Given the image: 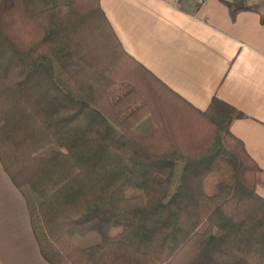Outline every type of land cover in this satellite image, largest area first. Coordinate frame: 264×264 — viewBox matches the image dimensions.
Wrapping results in <instances>:
<instances>
[{"label": "trees", "instance_id": "obj_1", "mask_svg": "<svg viewBox=\"0 0 264 264\" xmlns=\"http://www.w3.org/2000/svg\"><path fill=\"white\" fill-rule=\"evenodd\" d=\"M145 117L155 129L139 135ZM240 117L170 90L99 0H0V165L39 199L28 212L48 264H264V180L229 130Z\"/></svg>", "mask_w": 264, "mask_h": 264}, {"label": "crops", "instance_id": "obj_2", "mask_svg": "<svg viewBox=\"0 0 264 264\" xmlns=\"http://www.w3.org/2000/svg\"><path fill=\"white\" fill-rule=\"evenodd\" d=\"M99 3L124 51L188 104L203 111L217 97L242 114L229 130L264 180V12L256 8L264 0H246L254 10L235 16L221 0ZM154 129L149 117L133 127L139 135ZM30 192L0 165V264H48L32 234L28 211L39 199ZM258 193L264 198V188Z\"/></svg>", "mask_w": 264, "mask_h": 264}, {"label": "rangeland", "instance_id": "obj_3", "mask_svg": "<svg viewBox=\"0 0 264 264\" xmlns=\"http://www.w3.org/2000/svg\"><path fill=\"white\" fill-rule=\"evenodd\" d=\"M256 8L258 9V10H260L261 12H264V4H261V3H257L256 4ZM52 150V147L51 146H48V147H46L41 153H42V155H44V156H46V155H48L49 154V152ZM181 167H182V165L181 164H175V166H174V168H173V175H172V180H171V188H173L176 184H177V182H178V180H179V176H180V171H181ZM223 178L225 179V180H229L230 179V174H229V169H227V168H225L224 170H223ZM30 193H32V192H30ZM26 194H27V196H26V198H27V200H28V202H29V204H30V200H31V198H30V194L29 193H27L26 192ZM34 194V193H33ZM35 196H36V194H34ZM37 197V196H36ZM75 239H76V241H77V243L80 245V246H88V245H92V244H95L98 240H99V238H98V236L96 235V234H94V233H91V234H87V235H85V236H81V237H75Z\"/></svg>", "mask_w": 264, "mask_h": 264}, {"label": "built area", "instance_id": "obj_4", "mask_svg": "<svg viewBox=\"0 0 264 264\" xmlns=\"http://www.w3.org/2000/svg\"><path fill=\"white\" fill-rule=\"evenodd\" d=\"M194 3L197 5V6H201L202 4H204L205 0H193Z\"/></svg>", "mask_w": 264, "mask_h": 264}]
</instances>
